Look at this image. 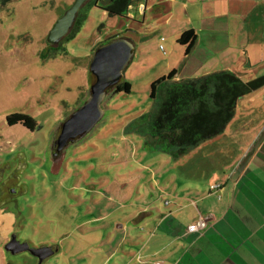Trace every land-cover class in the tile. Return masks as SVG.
Segmentation results:
<instances>
[{
  "label": "rangeland",
  "instance_id": "374dc122",
  "mask_svg": "<svg viewBox=\"0 0 264 264\" xmlns=\"http://www.w3.org/2000/svg\"><path fill=\"white\" fill-rule=\"evenodd\" d=\"M73 1L0 0V193L10 187L7 205L17 214L14 234L19 241L35 248L54 245L56 250L41 264H120L118 223L154 198L164 207L168 192L186 191L182 181L193 188L218 176L219 166L244 145V138L221 132L173 157L147 151L142 137L125 132L124 126L155 105L150 83L174 68L190 78L225 65L241 68L239 40L226 38V24L219 25L218 40L206 39L209 32L201 31L203 42L189 56L177 38L198 28L204 18L225 21L236 6H260L263 0H136L121 16L85 5L78 32L59 41L65 51L49 47L48 31ZM116 38L133 45L122 73L131 92L110 88L100 121L54 155L61 124L85 101L95 80L88 70L93 53ZM256 74L249 69L244 80ZM12 113L30 116L35 128L9 125L6 118ZM231 127L224 129L226 135ZM5 256L7 263L37 264L28 251Z\"/></svg>",
  "mask_w": 264,
  "mask_h": 264
},
{
  "label": "crops",
  "instance_id": "0c3cea01",
  "mask_svg": "<svg viewBox=\"0 0 264 264\" xmlns=\"http://www.w3.org/2000/svg\"><path fill=\"white\" fill-rule=\"evenodd\" d=\"M233 9L235 12L225 21L214 22V17H209L198 28L193 27L197 40L187 55L203 42L201 31L209 32L206 39L218 40L217 33L223 28L219 25L226 24V38L239 40L236 57L245 64L237 69L230 68L232 65L220 69L234 70L243 79L250 69L257 77L264 74V0L260 6L244 4ZM189 75L177 71L174 79ZM263 95L264 85L238 100L240 108L236 106L227 124H232L230 133H224L226 125L221 134L240 136L244 145L235 150L227 165L222 169L219 166L218 176L193 188L182 181L180 185L186 191L168 192L164 207L154 198L149 202L155 203L153 206L146 203L142 208L139 204L138 214L117 224L120 264H264ZM214 184L220 186L211 188ZM10 193L0 198V264H7L4 245L17 222L16 212L7 205ZM199 217L206 226L190 231L188 225Z\"/></svg>",
  "mask_w": 264,
  "mask_h": 264
},
{
  "label": "trees",
  "instance_id": "16d2710c",
  "mask_svg": "<svg viewBox=\"0 0 264 264\" xmlns=\"http://www.w3.org/2000/svg\"><path fill=\"white\" fill-rule=\"evenodd\" d=\"M9 1L12 0H1L3 4ZM135 1L88 0L81 7H99L109 16H121L134 8ZM80 9L64 38H72L80 29L86 17ZM196 40L193 28L184 30L177 38L178 43L185 45V55L192 50ZM49 47L65 51L60 42ZM176 72L174 68L150 83L149 97L155 105L124 126L125 132L142 137L147 151H160L173 157L220 134L233 118L238 100L264 85V74L244 80L235 71L220 69L193 78L174 79ZM114 92L130 93L131 85L122 80ZM6 120L9 125L21 123L31 130L36 126L30 116L22 113H12Z\"/></svg>",
  "mask_w": 264,
  "mask_h": 264
},
{
  "label": "water",
  "instance_id": "95a60500",
  "mask_svg": "<svg viewBox=\"0 0 264 264\" xmlns=\"http://www.w3.org/2000/svg\"><path fill=\"white\" fill-rule=\"evenodd\" d=\"M88 0H74L48 31L46 41L56 45L71 29L77 12ZM133 45L123 38H116L98 46L88 65L95 80L90 84L89 95L61 124L53 144V154L60 153L69 143L88 133L103 116L102 101L106 92L122 81L123 69L132 58ZM56 249L50 245L31 247L21 242L12 233L4 245V251L11 254L28 251L38 259L37 264Z\"/></svg>",
  "mask_w": 264,
  "mask_h": 264
},
{
  "label": "built area",
  "instance_id": "2783aa9c",
  "mask_svg": "<svg viewBox=\"0 0 264 264\" xmlns=\"http://www.w3.org/2000/svg\"><path fill=\"white\" fill-rule=\"evenodd\" d=\"M264 96V95H263ZM220 185L217 184V185H213L211 188H218ZM206 226V221L202 218V217H199L198 219H196L193 223H191L189 226H188V229L190 231H197L199 230L200 228H204Z\"/></svg>",
  "mask_w": 264,
  "mask_h": 264
},
{
  "label": "flooded vegetation",
  "instance_id": "af4514ba",
  "mask_svg": "<svg viewBox=\"0 0 264 264\" xmlns=\"http://www.w3.org/2000/svg\"><path fill=\"white\" fill-rule=\"evenodd\" d=\"M10 191V187H7V186H5V188L3 187V188H1V193H0V195H2V196H4L5 194H6V192H8V193H10L9 192ZM10 200V198L8 199V201ZM36 257V256H35ZM36 259H37V257H36ZM37 262H38V259H37ZM7 264H12V263H7Z\"/></svg>",
  "mask_w": 264,
  "mask_h": 264
}]
</instances>
